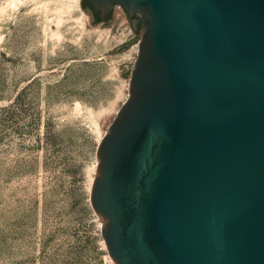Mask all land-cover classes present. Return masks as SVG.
Wrapping results in <instances>:
<instances>
[{"label": "water", "instance_id": "obj_1", "mask_svg": "<svg viewBox=\"0 0 264 264\" xmlns=\"http://www.w3.org/2000/svg\"><path fill=\"white\" fill-rule=\"evenodd\" d=\"M143 21L91 199L116 264H264V0H89Z\"/></svg>", "mask_w": 264, "mask_h": 264}, {"label": "rangeland", "instance_id": "obj_2", "mask_svg": "<svg viewBox=\"0 0 264 264\" xmlns=\"http://www.w3.org/2000/svg\"><path fill=\"white\" fill-rule=\"evenodd\" d=\"M91 9L0 0V264H116L91 193L142 29Z\"/></svg>", "mask_w": 264, "mask_h": 264}, {"label": "flooded vegetation", "instance_id": "obj_3", "mask_svg": "<svg viewBox=\"0 0 264 264\" xmlns=\"http://www.w3.org/2000/svg\"><path fill=\"white\" fill-rule=\"evenodd\" d=\"M88 1H89V0H88ZM89 3H90V2H89ZM90 5H91V7H92V9H91L92 13H93L94 15H98V16L101 17V12H100L99 10L95 9L91 3H90ZM113 8H114V6L111 7L109 14H108L105 18H101V19H102V20H107V19H109L110 16L112 15ZM127 14H128V13H127ZM128 17H129V19L131 20V24H132L133 28L136 29V28L134 27V18H133V17H130L129 15H128ZM142 28H143V21L141 20L140 22L137 23V29H136V30H141Z\"/></svg>", "mask_w": 264, "mask_h": 264}, {"label": "trees", "instance_id": "obj_4", "mask_svg": "<svg viewBox=\"0 0 264 264\" xmlns=\"http://www.w3.org/2000/svg\"><path fill=\"white\" fill-rule=\"evenodd\" d=\"M85 2H88L89 3V1L88 0H85ZM100 17V16H99ZM101 18V17H100Z\"/></svg>", "mask_w": 264, "mask_h": 264}, {"label": "bare ground", "instance_id": "obj_5", "mask_svg": "<svg viewBox=\"0 0 264 264\" xmlns=\"http://www.w3.org/2000/svg\"><path fill=\"white\" fill-rule=\"evenodd\" d=\"M80 0H76L77 3H79Z\"/></svg>", "mask_w": 264, "mask_h": 264}]
</instances>
